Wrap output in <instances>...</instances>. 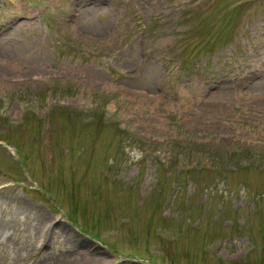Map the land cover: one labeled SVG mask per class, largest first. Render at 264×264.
Returning a JSON list of instances; mask_svg holds the SVG:
<instances>
[{
	"label": "rangeland",
	"instance_id": "rangeland-1",
	"mask_svg": "<svg viewBox=\"0 0 264 264\" xmlns=\"http://www.w3.org/2000/svg\"><path fill=\"white\" fill-rule=\"evenodd\" d=\"M0 264H264V0H0Z\"/></svg>",
	"mask_w": 264,
	"mask_h": 264
}]
</instances>
